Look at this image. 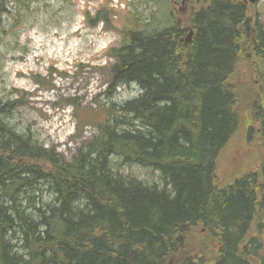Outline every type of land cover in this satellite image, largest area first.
<instances>
[{
  "label": "trees",
  "instance_id": "obj_1",
  "mask_svg": "<svg viewBox=\"0 0 264 264\" xmlns=\"http://www.w3.org/2000/svg\"><path fill=\"white\" fill-rule=\"evenodd\" d=\"M199 1L186 22L128 18L109 75L139 94L108 108L69 161L10 126L0 100V264H264V152L253 171L216 179L242 126L264 147V8ZM247 59L258 89L243 109ZM133 166L159 183L120 172Z\"/></svg>",
  "mask_w": 264,
  "mask_h": 264
},
{
  "label": "rangeland",
  "instance_id": "obj_2",
  "mask_svg": "<svg viewBox=\"0 0 264 264\" xmlns=\"http://www.w3.org/2000/svg\"><path fill=\"white\" fill-rule=\"evenodd\" d=\"M249 4L253 16L264 8V0ZM198 6L197 0H166L159 8L152 0H8L0 24V100L13 103L10 126L69 161L97 136L108 108L139 94L135 84L113 87L109 75L108 49L121 43L128 18L143 25L186 22ZM97 17L106 19L96 23ZM254 66L249 59L239 66L243 109L256 97ZM263 152L242 126L219 153L217 182L253 171ZM120 172L159 183L157 172L138 166Z\"/></svg>",
  "mask_w": 264,
  "mask_h": 264
},
{
  "label": "water",
  "instance_id": "obj_3",
  "mask_svg": "<svg viewBox=\"0 0 264 264\" xmlns=\"http://www.w3.org/2000/svg\"><path fill=\"white\" fill-rule=\"evenodd\" d=\"M255 1H256V0H249L250 3H254ZM190 35H191V32L189 33L186 42H189V40H190Z\"/></svg>",
  "mask_w": 264,
  "mask_h": 264
},
{
  "label": "bare ground",
  "instance_id": "obj_4",
  "mask_svg": "<svg viewBox=\"0 0 264 264\" xmlns=\"http://www.w3.org/2000/svg\"><path fill=\"white\" fill-rule=\"evenodd\" d=\"M191 32V31H190ZM189 32V33H190ZM189 33H188V35H189ZM192 33V32H191ZM188 35H187V37L185 38V42H186V40H187V38H188ZM190 38H191V35H190ZM189 42H190V40H189ZM189 42H186V43H189Z\"/></svg>",
  "mask_w": 264,
  "mask_h": 264
},
{
  "label": "flooded vegetation",
  "instance_id": "obj_5",
  "mask_svg": "<svg viewBox=\"0 0 264 264\" xmlns=\"http://www.w3.org/2000/svg\"><path fill=\"white\" fill-rule=\"evenodd\" d=\"M245 1V0H244Z\"/></svg>",
  "mask_w": 264,
  "mask_h": 264
}]
</instances>
